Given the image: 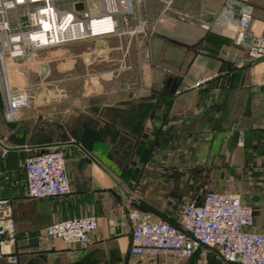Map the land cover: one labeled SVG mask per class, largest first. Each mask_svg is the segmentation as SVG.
Here are the masks:
<instances>
[{
	"label": "crops",
	"instance_id": "crops-1",
	"mask_svg": "<svg viewBox=\"0 0 264 264\" xmlns=\"http://www.w3.org/2000/svg\"><path fill=\"white\" fill-rule=\"evenodd\" d=\"M243 11L264 37V0H141L145 34L127 18L123 36L11 62L36 105L8 122L0 90V198L13 206L16 264H214L207 248L190 260L130 255L128 204L177 221L207 191L239 195L264 232V61L234 44ZM54 147L70 192L30 198L25 159ZM90 216L99 227L85 248L45 237L48 225Z\"/></svg>",
	"mask_w": 264,
	"mask_h": 264
},
{
	"label": "built area",
	"instance_id": "built-area-1",
	"mask_svg": "<svg viewBox=\"0 0 264 264\" xmlns=\"http://www.w3.org/2000/svg\"><path fill=\"white\" fill-rule=\"evenodd\" d=\"M141 0H0V90L6 121L18 120L24 109H35L32 86L13 61L31 60L34 55L62 44L123 36L125 19L137 18L133 33L146 31L141 16ZM82 5V9L77 6ZM253 15L243 11L236 22L235 45L252 61L264 60V37L252 32ZM46 26V27H45ZM55 26L59 35L55 38ZM44 33L48 42H42ZM15 69V70H14ZM12 70L17 72L12 75ZM28 196L33 199L58 198L70 192L64 152L59 147L25 159ZM132 224L130 255L139 258L172 257L190 260L202 248L217 252L221 264H264V232L256 231L254 210L237 194L207 191L202 203L186 201L180 218L153 219V214L127 206ZM13 206L0 198V260L16 264L13 251L17 236ZM96 217H79L48 225L45 237L85 248L98 229ZM4 247L8 253L4 252Z\"/></svg>",
	"mask_w": 264,
	"mask_h": 264
},
{
	"label": "rangeland",
	"instance_id": "rangeland-1",
	"mask_svg": "<svg viewBox=\"0 0 264 264\" xmlns=\"http://www.w3.org/2000/svg\"><path fill=\"white\" fill-rule=\"evenodd\" d=\"M128 18H134V22H135V27H136V21H137V18H136V16L134 15V14H132L130 17H128ZM148 26V25H147ZM135 27H134V29H135ZM134 29L132 30L133 32H134ZM147 32V27H146V31L145 32H143V33H135V34H145ZM235 40V39H234ZM234 44H235V42H234ZM252 61V60H251ZM261 61H264V60H261ZM253 62H256V61H253ZM152 187H155V186H146V188L149 190V189H151ZM160 187H162V188H164V189H172L174 186L173 185H164V186H160ZM182 187V190H188L187 192H188V194H187V196H196L197 194H199L200 193V190H201V188H203L204 186H194V189H190L189 190V187H193V186H190V185H185V186H181ZM158 188H159V186H158ZM160 190H161V188H159ZM206 190L203 188L202 190H201V193H204ZM150 213V212H149ZM179 212H176V213H173V214H170V215H172V216H176V217H178L179 216ZM154 220H156V219H154ZM215 253V254H214ZM211 252V253H207V255H208V257L210 256V258L212 259V263L214 262V264H218V260H217V258H219L218 257V255H217V252ZM215 262H217V263H215ZM207 264H211V260L210 261H208V263Z\"/></svg>",
	"mask_w": 264,
	"mask_h": 264
},
{
	"label": "bare ground",
	"instance_id": "bare-ground-1",
	"mask_svg": "<svg viewBox=\"0 0 264 264\" xmlns=\"http://www.w3.org/2000/svg\"><path fill=\"white\" fill-rule=\"evenodd\" d=\"M45 27H46V26H45ZM66 34H67V33H62V34L59 35L58 28H57V26H55V34H54L55 38L60 39L61 36H62V37H66ZM42 42H48L47 34H46V33H44V35H43V37H42Z\"/></svg>",
	"mask_w": 264,
	"mask_h": 264
},
{
	"label": "water",
	"instance_id": "water-1",
	"mask_svg": "<svg viewBox=\"0 0 264 264\" xmlns=\"http://www.w3.org/2000/svg\"><path fill=\"white\" fill-rule=\"evenodd\" d=\"M82 8H83L82 5L77 6V9H82ZM3 250L4 252L8 253V249L6 247H4Z\"/></svg>",
	"mask_w": 264,
	"mask_h": 264
},
{
	"label": "trees",
	"instance_id": "trees-1",
	"mask_svg": "<svg viewBox=\"0 0 264 264\" xmlns=\"http://www.w3.org/2000/svg\"><path fill=\"white\" fill-rule=\"evenodd\" d=\"M164 219H168L171 223H173V220L170 217H167L166 215L162 216ZM213 251V250H212ZM215 252V251H214Z\"/></svg>",
	"mask_w": 264,
	"mask_h": 264
}]
</instances>
